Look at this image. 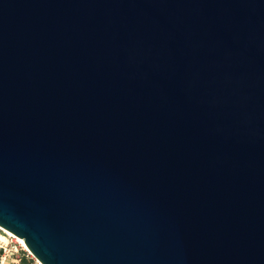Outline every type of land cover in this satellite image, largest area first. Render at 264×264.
<instances>
[{
    "label": "water",
    "instance_id": "obj_1",
    "mask_svg": "<svg viewBox=\"0 0 264 264\" xmlns=\"http://www.w3.org/2000/svg\"><path fill=\"white\" fill-rule=\"evenodd\" d=\"M0 226L40 264H264V0H0Z\"/></svg>",
    "mask_w": 264,
    "mask_h": 264
},
{
    "label": "rangeland",
    "instance_id": "obj_2",
    "mask_svg": "<svg viewBox=\"0 0 264 264\" xmlns=\"http://www.w3.org/2000/svg\"><path fill=\"white\" fill-rule=\"evenodd\" d=\"M0 264H40L12 235L0 228Z\"/></svg>",
    "mask_w": 264,
    "mask_h": 264
},
{
    "label": "bare ground",
    "instance_id": "obj_3",
    "mask_svg": "<svg viewBox=\"0 0 264 264\" xmlns=\"http://www.w3.org/2000/svg\"><path fill=\"white\" fill-rule=\"evenodd\" d=\"M0 228L3 229L7 234H10V235L14 236L27 249L22 237L12 233L11 231H9L8 229H6V228H4L2 226H0Z\"/></svg>",
    "mask_w": 264,
    "mask_h": 264
}]
</instances>
